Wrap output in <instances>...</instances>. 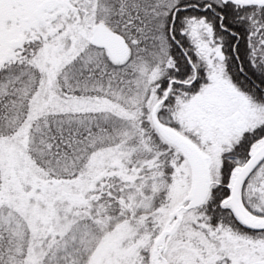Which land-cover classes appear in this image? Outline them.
<instances>
[{"label": "snow or ice", "instance_id": "1", "mask_svg": "<svg viewBox=\"0 0 264 264\" xmlns=\"http://www.w3.org/2000/svg\"><path fill=\"white\" fill-rule=\"evenodd\" d=\"M0 264H264V0H0Z\"/></svg>", "mask_w": 264, "mask_h": 264}]
</instances>
